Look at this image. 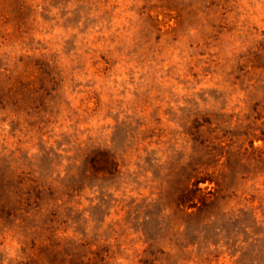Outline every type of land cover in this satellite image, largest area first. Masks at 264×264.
Segmentation results:
<instances>
[{
	"label": "rangeland",
	"instance_id": "1",
	"mask_svg": "<svg viewBox=\"0 0 264 264\" xmlns=\"http://www.w3.org/2000/svg\"><path fill=\"white\" fill-rule=\"evenodd\" d=\"M0 264H264V0H0Z\"/></svg>",
	"mask_w": 264,
	"mask_h": 264
}]
</instances>
